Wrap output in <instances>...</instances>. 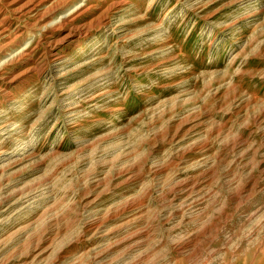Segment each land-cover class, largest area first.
<instances>
[{
	"label": "rangeland",
	"instance_id": "1",
	"mask_svg": "<svg viewBox=\"0 0 264 264\" xmlns=\"http://www.w3.org/2000/svg\"><path fill=\"white\" fill-rule=\"evenodd\" d=\"M0 264H264V0H0Z\"/></svg>",
	"mask_w": 264,
	"mask_h": 264
},
{
	"label": "bare ground",
	"instance_id": "2",
	"mask_svg": "<svg viewBox=\"0 0 264 264\" xmlns=\"http://www.w3.org/2000/svg\"><path fill=\"white\" fill-rule=\"evenodd\" d=\"M38 6H34L33 10H28L29 12L33 11V12H37L38 9H37ZM82 10V5H77L75 6L74 8L66 11V13L61 16L55 23H53V27L55 28H60L61 26H64V25H71L72 22L78 17L79 13L81 12ZM48 15V14H46ZM45 18V15L41 16V19H44ZM51 26V24H50ZM54 29V28H53Z\"/></svg>",
	"mask_w": 264,
	"mask_h": 264
}]
</instances>
